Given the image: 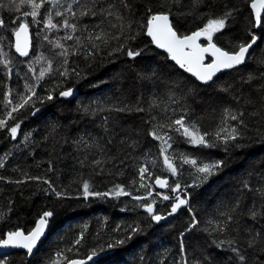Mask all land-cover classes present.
I'll list each match as a JSON object with an SVG mask.
<instances>
[{"label": "trees", "instance_id": "1", "mask_svg": "<svg viewBox=\"0 0 264 264\" xmlns=\"http://www.w3.org/2000/svg\"><path fill=\"white\" fill-rule=\"evenodd\" d=\"M68 2L70 0H64L65 4ZM126 2L130 7L125 8L122 0H101L105 5H114L112 10L115 15L98 14L72 20L78 25V31L73 35L81 37L83 46L77 45L74 39L61 40L69 52L65 58L57 55L61 49L53 48L49 40L60 39L70 30L41 31L42 23L37 24L30 16L22 15L30 11L28 6H22L17 12L11 0H0V19L6 25L0 28V53L10 61L8 69L0 64V118L6 119L9 126L21 123L15 141L7 128L0 130V157L8 154L5 167L0 168V177L3 178L0 179V237L17 229L27 234L43 211L54 212L47 236L32 257L28 259L27 254L14 252L0 257H6V264H52L54 261L66 264L68 260L87 258L93 249L101 247L105 250L99 252L101 256L92 264H176L181 259L180 233L185 231L192 214L200 223L183 237L187 259H202L204 254H209L214 264H228L227 257L231 253L217 250L212 240L237 236L233 230L236 225H230L223 235L218 232L209 235L203 229L211 230L215 225H209L208 221L223 219L219 211H228V206L235 204L238 195L242 207L234 215L241 225L255 224L246 215H241L247 208L255 206L264 211V200L260 196L254 191L242 190L245 180L253 189L264 184L260 179L264 176V76L260 75L264 73V63H261L264 61V27H252L250 0ZM85 3L91 7V0H85ZM48 7L50 5H45L41 12ZM226 8L237 11L228 28L214 35L213 40L218 47L232 50L234 45L250 41V32L259 39L241 68L225 73L207 85L198 83L192 76L177 69L145 36L148 9L170 12V22L178 34L190 35L202 28L208 17L219 15ZM55 19L59 20L58 17ZM14 20L16 23H13ZM21 21L28 24L32 39V52L26 60L19 59L12 49L13 29H17ZM100 29L109 37L120 38H109L106 45L97 41L100 44L99 54L86 56L90 45L85 37L89 31ZM45 35L49 40L44 39ZM131 35H135L136 39H126ZM207 43L203 37L201 44ZM121 44L126 46L124 51H113ZM128 47L142 49V54L130 59L126 55ZM40 56L44 59L38 60ZM48 61L52 62V71L37 84L35 78L48 67ZM65 68L68 69L67 77L59 74ZM250 73L255 79L248 81ZM26 81L37 85V97L44 98V102L33 97V106L14 113L15 119L8 120L5 93L10 92L9 99L19 101V94L25 93ZM69 88L73 89L71 97L62 98L59 93ZM49 92L54 99H46ZM113 106H127L132 110L109 111ZM10 108L7 110L10 111ZM86 108L96 109V114L91 111L86 114ZM136 108H143L144 111H136ZM225 108L244 113L243 125L238 121H226L242 133L238 141L242 147L231 146L227 151L223 143L216 139V132L225 120ZM181 116L187 123L195 124L201 133H207L206 139L215 146H193L179 133L167 127L158 128L161 135L168 132L172 136L168 154L177 167L176 175H172L160 155V141L154 140L149 132L154 126L168 125ZM104 117H108L107 133L103 126ZM81 137L89 141L92 137L97 138L103 152L96 146L86 148L74 143ZM109 140L112 142L109 143ZM131 143H135L136 147H129ZM183 157L196 160L197 166L217 160H223L224 165L215 175L202 181L203 174L197 172V166L184 163ZM94 159L101 160V165H94ZM141 165L147 166L153 173L144 181L152 185L151 189L140 187L138 169ZM155 176L167 178L173 187L179 183L181 188L175 193L170 188L161 190L154 183ZM27 177H41V180ZM19 180L25 182H15ZM44 180L50 181L56 191L65 195L57 198ZM84 181L99 192L121 185L131 195L85 200L82 196ZM149 190L152 196L147 200L138 202L132 199L133 196H147ZM157 193L173 199L163 200L162 195ZM185 193L189 195L185 197ZM176 196L187 198L188 204L167 216ZM153 200L156 201V211L166 216L159 223L151 222L148 214L139 207V204ZM135 224L143 229L141 233L124 245L107 249L109 243L126 235V226ZM260 224H264V218ZM117 225L120 231H114ZM82 231L84 239L79 245L74 244ZM57 252L61 253L59 257Z\"/></svg>", "mask_w": 264, "mask_h": 264}, {"label": "snow or ice", "instance_id": "2", "mask_svg": "<svg viewBox=\"0 0 264 264\" xmlns=\"http://www.w3.org/2000/svg\"><path fill=\"white\" fill-rule=\"evenodd\" d=\"M12 3L16 5L15 11L19 12L22 6H28L30 11H25L22 13L23 16H30L32 21L37 24H43V28L41 31L47 29L49 32L59 31L61 29L70 30L63 37L57 40H49L47 35L44 36L45 40H49V43L53 48L61 49L57 55L62 57H67L69 52L65 47L61 40H75L77 45H82L81 37L74 36L73 33L78 31L77 23L72 22V20L83 18L85 16H113L115 15L114 5L112 4H103L101 0H91V7L85 0H70L68 3H64V0H11ZM124 3V7H130L126 0H122ZM45 5H50L46 9L45 12H41L42 9L45 8ZM75 5V8H74ZM99 5V7H97ZM211 7V4L208 5ZM250 8L252 9V13L254 16V24L252 27L260 28L264 27V0H250ZM62 9V10H61ZM149 15L147 16V24H146V35L151 38L153 44L156 47L164 49L168 53V57L170 60L174 61L179 68L183 69L185 72L190 73L197 81L201 83L207 84L210 81H213V78L217 73L221 72L224 69H234L238 66H241L247 62L248 56L250 55V50L257 43L259 39L255 34L249 33L251 36L250 41L240 42L233 46L232 50H225L221 47H218L214 42V35L217 33H222L224 30L228 28L229 23L234 18V13L237 11L234 8H226L219 15L210 16L207 18V23L197 31L192 32L190 35H179L178 32L174 29L172 23L170 22V12H152L151 9L147 10ZM40 17V19H38ZM59 18L56 20L55 18ZM118 19H122L121 17H117ZM13 23H16L14 20ZM5 22L3 19H0V28L5 27ZM87 27V26H85ZM99 28V25L96 26ZM112 27H116V25H112ZM28 24L21 21L19 23V27L17 29H13L15 36L17 37V42L15 45L16 52L21 57H26L29 55V45L27 43L21 44L20 35L21 32L27 33ZM201 37H204L208 43L206 46L198 43ZM109 38L119 39V36L109 37L107 33L100 29L99 31L92 32L89 31L87 37L85 39L88 41L90 47L86 51V56H94L99 54L100 44L97 41L107 44ZM128 40H135L136 36L131 35L126 37ZM125 45L121 44L118 48L113 51H124ZM141 50H136L131 47L127 48L126 55L130 59H135L136 57L142 54ZM209 54L212 59L210 62H206L205 54ZM78 54V53H73ZM111 55V52L109 53ZM44 59L43 56L37 58ZM10 61L5 58V54L0 53V64L4 66L5 69H8ZM67 64V59L64 61ZM264 63V61H261ZM10 71V69H9ZM29 71H32V68H29ZM52 71V62L48 61V67L42 70L38 77L37 84L39 80H42L46 73H50ZM75 71L74 69L72 70ZM61 76L67 77L68 69L65 68L64 71L59 73ZM79 75V73H76ZM264 76V73L260 74ZM255 79V77L250 73L248 76V81ZM37 85L30 84L27 81L25 82V93L19 94V101H14L13 99H9L10 92L5 93V109L8 120H14V113H17L28 106H33L34 101L33 97H37L36 93ZM227 91V89H225ZM61 97H68L73 94V89L69 88L67 90L61 91ZM175 95V93H173ZM41 103L44 102V98L37 97ZM47 100L54 99L51 92H49L46 97ZM175 102V101H174ZM11 106L10 111H8V107ZM156 106V105H153ZM109 111L114 110L117 112L131 111L132 109L127 106L123 107H110ZM136 111H144L143 108H136ZM39 111V109H36ZM92 112L93 115L96 114V109L86 108L85 113ZM99 111H104V109H99ZM35 115V112H33ZM244 113H236L231 109H224V117L225 120L223 122V126L219 128L216 132V139L220 141L225 146V150L231 146L236 148L242 147L238 141L242 138L241 131L232 125H228L226 123L227 120L238 121L239 124L243 125V117ZM108 117H104L103 126L104 131L107 133L109 128L107 127ZM21 127V123L17 122L12 126L8 125V122L4 118H0V130L7 128V131L10 134L12 140H16L18 136V131ZM167 127L168 129L175 131L185 137L190 144L193 146H204V147H214L215 144L209 142L206 137L207 133H201L200 130L195 126V124H189L186 122L185 117L181 116L178 119L173 120L168 125L158 124L153 127V129L149 132V135L157 141H160V155L163 157V163L165 168L172 174L176 175L177 167L173 162L172 157L168 154V150L172 147L170 141L172 140V136L168 134V132H164L163 135L159 133L157 130L163 129ZM28 139V136L25 137V140ZM112 141L109 140V143ZM74 143L82 144L84 147L96 146L99 147L101 152H103V146L99 144L97 138L92 137L89 141L85 137H81L78 141ZM123 143V141H122ZM129 147L135 148L136 144L131 143L128 145ZM8 154L0 157V168L5 167V161L7 160ZM184 163H190L194 166H197V161L194 159H190L188 157H183ZM92 163L96 166L101 165V160L94 159ZM154 163V161H153ZM224 165L223 160H217L210 164H203L202 166H197V172L203 174L201 180H207L210 176L215 175ZM139 179L141 181V188H149L151 189L152 185L144 183L146 178H151L153 173L149 170V168L145 165H141L138 169ZM0 179H3L0 177ZM30 180H41V177H27ZM260 179L264 181V176H261ZM16 183H24V180L15 181ZM44 183L49 185V188L55 192L57 198L63 197L65 194L59 191H56L50 181L44 180ZM155 185L160 188H170L172 192H177L181 185L177 183L174 187L168 183L167 178H161L160 176H155L154 178ZM191 187V186H189ZM242 190L254 191L258 196L264 200V184L258 186L253 189L251 184L245 180L242 184ZM131 193L125 191L124 187L121 185H115L113 189H110L107 192H99L93 190L92 186L88 181H84L82 183V196L85 200L90 197H120V196H128ZM157 195H162L163 200H171L173 197L169 195H164L162 193H157ZM189 194L185 193V197ZM152 196V191L149 190L147 196H133L132 199L136 201L147 200L148 197ZM175 202L171 205L170 212L167 213V216H171L183 206L188 204L187 198H181L180 196H176L174 198ZM156 201L153 200L150 203L139 204V207L143 208V210L148 214L151 218V222L159 223L161 220L166 219V216L160 214L155 209ZM228 211H219V216L223 219H210L208 221L209 225H215L211 230L208 228L203 229L211 235L213 232H218L221 235L228 232L230 225L235 224L236 227L233 229L237 232V236L226 238V239H213L212 244L219 251H228L231 253L227 257L228 264H264V224H260V220L264 218V211H261L257 207L247 208V210L241 215H246L249 220L255 222L253 225L243 224L241 225L240 221L236 218L235 213L241 209L242 204L239 195L237 196L236 202L233 205L228 206ZM189 212H192V209H188ZM11 211V209H9ZM54 216V212L51 210L43 211L42 214L36 221L35 227L25 234L24 231L17 229L15 231H9L4 234V237H0V248H22L25 249L27 254L30 256L33 254V250L37 247L38 242L41 240L43 235L46 232L50 224V219ZM200 221L197 219L195 214H192L191 221L188 226L185 228L184 232L180 233L181 243H180V257L179 261H176V264H214V260L211 255L204 254L203 258H197L195 260L189 261L187 259V250L185 244L183 242V237L187 232H190L197 228ZM86 230V226H85ZM120 226L117 225V228L114 231H120ZM143 229L139 224L128 225L124 229L126 235L122 238L115 239L114 243H109L107 245V249H112L117 246H121L126 244L129 240H132L135 235L141 233ZM84 239V232L82 231L77 239L74 241V244L79 245L81 241ZM72 249H68L71 251ZM104 247H101L99 250L93 249L88 256V260L92 261L99 252L104 251ZM57 257L61 255L60 252L56 253ZM143 259V257H141ZM0 264H6V257L0 258ZM52 264H56V262H52ZM67 264H85L84 261L80 260H68Z\"/></svg>", "mask_w": 264, "mask_h": 264}, {"label": "water", "instance_id": "3", "mask_svg": "<svg viewBox=\"0 0 264 264\" xmlns=\"http://www.w3.org/2000/svg\"><path fill=\"white\" fill-rule=\"evenodd\" d=\"M249 9H250V11H251V14H252V17H253V21H254V16H253V13H252V9L250 8V5H249ZM254 22H255V21H254ZM255 29H257V28H255ZM145 36H146V38L152 43L151 38H150L149 36L146 35V30H145ZM19 39H20L21 44H25V43H27V44L29 45V48H28L29 55L26 56V57H21V56L16 52V50H15V45H16V42H17V37L15 36V34H13V37H12V49H13L14 54H15L19 59L26 60V59H28V58L30 57L31 52H32V39H31L30 30L28 29V30H27V33L21 32V35H20V38H19ZM202 40H203V37H201L200 40H198L197 42H198V43H201ZM152 45L154 46V48H155L156 50H158L159 52L163 53L164 55H166V56L168 57V53H167L164 49H161V48L156 47V45L153 44V43H152ZM202 45H203V44H202ZM206 45H207V44H205L204 46H206ZM253 47H254V46H253ZM252 49H253V48H252ZM252 49L250 50V52L252 51ZM205 56H206V58H207V59H206V62H210L211 59H212V57H211L209 54H207V53L205 54ZM168 60H169V61H170V62H171V63H172L177 69H179V70L185 72L183 69L179 68V66L176 65L174 61L170 60L169 57H168ZM243 65H244V64H243ZM243 65L238 66L237 68H234V69H224V70H221V72L217 73L216 76L213 78V81H214L216 78H218L219 76H221V75H223V74H225V73H228V72H230V71L237 70L238 68H241ZM186 73H187V72H186ZM187 74L191 75L190 73H187ZM191 76H192V75H191ZM192 77H193V76H192ZM193 79H194L195 81H197V80L195 79V77H193ZM197 82L200 83V84H202V85H207L208 83H211L212 81L208 82L207 84L201 83L200 81H197ZM70 97H71V96H68V97H62V98H67V99H69ZM161 190H165V188H161ZM35 224H36V223H35ZM34 227H35V225H34ZM34 227H33V228H34ZM47 233H48V228L46 229V232H45V234L43 235V237L41 238V240L38 242L37 247H38V245H39V244H40V243L46 238ZM5 238H6V237H5ZM37 247L33 250V254L35 253ZM14 252H21V253H25V254H27L26 250H25V249H22V248H0V257H1V256H6V255H9V254H12V253H14ZM33 254H32V255H33ZM32 255L29 256V255L27 254L28 259H30V258L32 257ZM100 256H101V255H97L92 261H89V260H88V257H87V258H84V259H73V260H78V261L82 260V261L85 262V264H92V263H94V262H95ZM66 264H67V263H66Z\"/></svg>", "mask_w": 264, "mask_h": 264}, {"label": "bare ground", "instance_id": "4", "mask_svg": "<svg viewBox=\"0 0 264 264\" xmlns=\"http://www.w3.org/2000/svg\"><path fill=\"white\" fill-rule=\"evenodd\" d=\"M186 73V72H185ZM191 76V75H190Z\"/></svg>", "mask_w": 264, "mask_h": 264}]
</instances>
